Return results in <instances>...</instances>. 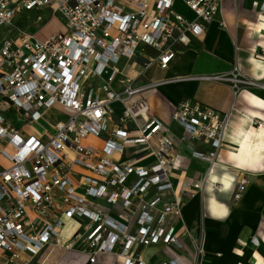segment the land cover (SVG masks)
<instances>
[{"label": "built area", "instance_id": "1", "mask_svg": "<svg viewBox=\"0 0 264 264\" xmlns=\"http://www.w3.org/2000/svg\"><path fill=\"white\" fill-rule=\"evenodd\" d=\"M223 2L0 0V28L11 25L22 11L49 8L53 16L62 17L65 29L45 41L21 33L18 44L3 42L0 95L4 104L28 125L41 123L55 106L72 112L52 130L48 127L50 139L45 144L34 137L24 140L0 113L4 144L0 155L11 163L8 169H0V264H18L23 256L34 258L50 246L82 251L90 256V263L99 254L118 252L124 258L119 264H146L132 257L133 246H178L173 220L182 217L184 201L175 196L171 180L178 145L169 126L149 116V106L140 97L158 84L138 86L126 80L122 91H114L110 85L117 73L114 66L105 83L88 88L85 80L100 76L120 57L132 58L143 47L151 48L160 68L166 69L179 48L205 33ZM37 21L43 17L37 16ZM204 79L228 84L234 96L247 88L264 90L263 83L247 79L238 68L227 76ZM115 106H121L122 113L117 128L111 129ZM227 118V113L189 100L181 102L171 117L184 140L209 145L206 152L191 154L208 170L218 162L224 146ZM89 138L103 144L94 146ZM206 179L207 174L190 184L193 192H201ZM247 184L245 178L239 182L235 203ZM116 209L121 210L123 221L112 216ZM69 221L78 226L64 242L61 231ZM191 240L192 264H202L204 235Z\"/></svg>", "mask_w": 264, "mask_h": 264}, {"label": "crops", "instance_id": "2", "mask_svg": "<svg viewBox=\"0 0 264 264\" xmlns=\"http://www.w3.org/2000/svg\"><path fill=\"white\" fill-rule=\"evenodd\" d=\"M180 10L185 15L191 16L185 8L181 7ZM37 13L43 14L45 21L38 22ZM260 15H264V0H224L212 21L206 25L205 33L200 38L192 39L188 47L179 48L166 69L160 68L156 61V53L151 48L143 47L132 58L120 57L115 65L109 64L100 76L86 78V87L98 86L107 82L114 66L117 73L110 83L114 91H122V82L126 80L134 81V84L138 86L158 84L156 88L143 92L140 97L149 106V116L156 117L168 125L178 145V154L171 173L175 196L184 201L182 217L173 220L178 246L162 243L146 247L135 245L130 251L133 258L141 259L146 264H163L171 260L176 261L177 264H192L191 238L196 240L202 234L205 240L202 264H256L253 259L254 252H258L264 258V172L253 174L244 170L230 169L235 176L233 190L229 194H216L217 199L229 207L230 215L225 219L212 218L204 203L206 198L204 186L201 192L195 190L193 192L190 188V184L201 180L208 170L205 162L192 159L191 154L193 151L206 152L209 145L200 141L184 140L182 129L171 119L176 107L185 100L212 108L222 114L227 113L228 118L223 135L224 146L219 152L218 162L229 150L238 147L226 137L229 125L233 119L237 118L242 107V102L239 100L242 90L234 96L228 84L204 78L227 76L234 68H238L247 79L264 84V78L258 79L253 76L252 66L248 62L250 57L255 59L264 57V46H262L264 45V29L259 33L254 31ZM54 17L49 8L22 11L11 25L0 28V47L6 40H12L18 44L21 33L37 37ZM91 66L94 68L95 64ZM243 90L264 98L263 89ZM0 113L18 130L24 140L34 137L44 144L50 139L48 127L52 130L54 124L65 121L69 116L65 108H53L45 113L41 123L28 125L19 119L14 108L4 104L1 95ZM121 113L122 107L115 106V122L110 125L111 129L117 128ZM253 126L258 127L256 123ZM88 142L97 147L103 144V140L94 138H89ZM0 144L4 147L2 142ZM0 160L9 162L1 155ZM243 178L247 179L248 184L241 200L235 203L234 194ZM193 193L195 195L191 197ZM100 206L108 211L113 210L112 207L101 203ZM118 211L121 210H114L112 216L123 221ZM77 226L78 224L74 221L67 222L61 231L64 242L72 238ZM89 260L90 256L82 251L50 246L34 258L23 256L18 264L28 261V264H119L124 262V258L118 252L99 254L94 263H90ZM0 261H3L1 256Z\"/></svg>", "mask_w": 264, "mask_h": 264}, {"label": "clouds", "instance_id": "3", "mask_svg": "<svg viewBox=\"0 0 264 264\" xmlns=\"http://www.w3.org/2000/svg\"><path fill=\"white\" fill-rule=\"evenodd\" d=\"M264 29V15L258 17L254 31ZM264 46V45H262ZM251 71L256 78H264V57H250ZM242 107L237 118L229 125L227 139L237 148L229 150L219 162L213 163L208 170L204 185L205 205L210 216L225 219L230 215L229 207L217 199V193L229 194L233 190L235 176L230 169L255 173L264 172V98L242 90L239 96ZM260 121L258 127L253 125ZM242 254V253H241ZM256 264H264V258L258 252L253 253Z\"/></svg>", "mask_w": 264, "mask_h": 264}, {"label": "rangeland", "instance_id": "4", "mask_svg": "<svg viewBox=\"0 0 264 264\" xmlns=\"http://www.w3.org/2000/svg\"><path fill=\"white\" fill-rule=\"evenodd\" d=\"M40 9H35V11H38ZM34 11V10H33ZM36 16H42L43 19L44 15L41 13H37ZM45 21V20H43ZM64 23L62 21V17L60 15H55L53 20H50V22L48 23V25H46L43 30L41 31L40 34L37 35L36 39L39 41H45L47 39H49L52 35H54L56 32H64ZM55 108H61L59 106H55ZM66 113L68 115H71L72 112L70 110L65 109ZM3 149L2 145L0 144V150ZM7 152L9 153H13V150L11 148H7L6 149ZM11 166V163L9 162H5V161H1L0 160V167L2 169H8ZM31 218H34L33 214H30Z\"/></svg>", "mask_w": 264, "mask_h": 264}, {"label": "trees", "instance_id": "5", "mask_svg": "<svg viewBox=\"0 0 264 264\" xmlns=\"http://www.w3.org/2000/svg\"><path fill=\"white\" fill-rule=\"evenodd\" d=\"M61 238H62V236H61ZM63 239V238H62Z\"/></svg>", "mask_w": 264, "mask_h": 264}, {"label": "snow or ice", "instance_id": "6", "mask_svg": "<svg viewBox=\"0 0 264 264\" xmlns=\"http://www.w3.org/2000/svg\"><path fill=\"white\" fill-rule=\"evenodd\" d=\"M22 158V157H21Z\"/></svg>", "mask_w": 264, "mask_h": 264}]
</instances>
